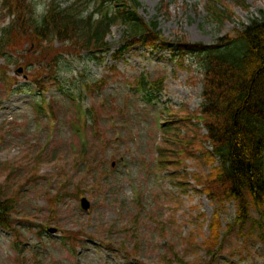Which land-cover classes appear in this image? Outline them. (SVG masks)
I'll list each match as a JSON object with an SVG mask.
<instances>
[{
	"label": "rangeland",
	"instance_id": "obj_1",
	"mask_svg": "<svg viewBox=\"0 0 264 264\" xmlns=\"http://www.w3.org/2000/svg\"><path fill=\"white\" fill-rule=\"evenodd\" d=\"M59 1L64 5L72 0ZM206 1L139 0L140 16L157 22L151 33L159 40L119 51L123 28L117 24L108 36L111 48L100 59L73 56V50L57 42L64 58L55 81L47 68L49 54L41 66H27L28 43L12 54L11 62L1 64L0 185L6 186V197L18 194L11 219L20 237L0 226V264H182L177 257L197 263L210 259L203 243L217 204L200 193L195 176L202 172L204 177L218 162L206 165L204 148L197 147V136L202 141L207 134L203 117H197L203 77L177 49L183 38L210 44L232 33L264 12V0L229 3L233 18L224 23L207 14ZM10 22V14L3 15L0 30ZM83 74L102 83L87 91ZM142 74L162 90L135 91L131 85ZM35 76L41 78L39 86L33 83ZM44 101L54 106V118L37 111ZM76 104L88 119L85 129L81 120L79 132ZM175 110L183 118L193 116L196 124L190 130L186 124H158L162 116V124L167 123L168 112ZM178 135L186 140L170 144L168 139L166 144V136ZM160 147H183L181 155L190 147L193 156L199 149L197 157L167 153L160 159ZM206 148L212 152L211 144ZM158 160L166 162L164 170ZM183 169L184 174L177 172ZM172 172L177 178L187 174L186 185H179ZM81 196L91 202L88 211L80 206ZM219 214L223 233L237 217L235 203H226ZM225 239L216 264H264V229L252 220L233 226Z\"/></svg>",
	"mask_w": 264,
	"mask_h": 264
},
{
	"label": "trees",
	"instance_id": "obj_2",
	"mask_svg": "<svg viewBox=\"0 0 264 264\" xmlns=\"http://www.w3.org/2000/svg\"><path fill=\"white\" fill-rule=\"evenodd\" d=\"M39 1L0 0V18L6 14L13 16L11 22L1 28L0 58L5 62H11V54H18L23 43H28L24 48V59L29 62L27 66H41L49 54L52 63L47 68L57 72L63 60L57 42L73 50L77 57L82 58V52L87 51L92 58L95 53L106 51L111 46L108 36L117 24L123 28V42L159 40L157 34L151 33L156 31L157 22H146L137 12L139 0H72L64 5L59 0H44L43 7L38 10ZM235 1L245 5V0H209L207 14L220 23L232 20L229 3ZM92 3L93 9L90 10ZM180 42V58L185 60L187 57L194 70L203 77V100L199 108L202 116L197 117H203L207 134L202 141L197 136L200 140L197 147L204 148L202 155L206 165L213 164V159L218 164L212 165L204 177L202 172L195 176L201 185L200 192L217 204L208 223L209 237L203 243L211 257L203 263L186 262L181 257L177 260L182 264H216L233 226L252 220L255 226L264 229V12L250 18L247 23H241L232 33L220 36L213 43L190 42L185 38ZM3 70L0 64V71ZM35 81L40 83L38 77ZM147 83L143 77L139 85L146 90ZM36 109L41 112L40 106ZM178 111L169 112L170 118L165 120L167 123L163 127L186 124L190 130L196 124L194 117L183 118ZM182 137L166 136V144L168 139L170 144L186 140ZM207 143L212 145V152L206 148ZM181 148L168 150L160 147V156L167 153L180 158L193 156L189 152L192 150L190 147L182 155ZM199 148L195 149L193 157L198 156ZM43 152L42 149L39 156L42 157ZM160 163L166 165L165 161L160 160ZM38 175L37 163L33 166L32 176L36 178ZM183 177L187 178V174ZM183 177L174 178L183 186L186 181ZM5 194L6 186L0 185V225L20 237L11 219L18 194L9 197ZM229 202L235 203L237 217L221 233L223 226L219 212ZM254 212L257 217L253 216ZM123 249L126 250L125 247ZM127 254L133 255L134 252Z\"/></svg>",
	"mask_w": 264,
	"mask_h": 264
},
{
	"label": "water",
	"instance_id": "obj_3",
	"mask_svg": "<svg viewBox=\"0 0 264 264\" xmlns=\"http://www.w3.org/2000/svg\"><path fill=\"white\" fill-rule=\"evenodd\" d=\"M81 202H82V206H83L85 209H88V208H89L90 203H89V201L87 200V198H85V197L82 198Z\"/></svg>",
	"mask_w": 264,
	"mask_h": 264
}]
</instances>
